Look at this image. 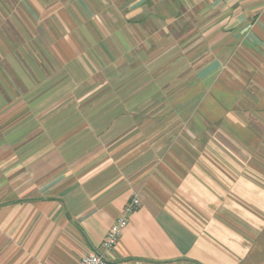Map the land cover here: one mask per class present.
<instances>
[{"label": "crops", "instance_id": "obj_1", "mask_svg": "<svg viewBox=\"0 0 264 264\" xmlns=\"http://www.w3.org/2000/svg\"><path fill=\"white\" fill-rule=\"evenodd\" d=\"M134 196L110 264H264V0H0V264Z\"/></svg>", "mask_w": 264, "mask_h": 264}, {"label": "built area", "instance_id": "obj_2", "mask_svg": "<svg viewBox=\"0 0 264 264\" xmlns=\"http://www.w3.org/2000/svg\"><path fill=\"white\" fill-rule=\"evenodd\" d=\"M141 205L138 196H134L125 207L123 214L112 225L106 239L102 243V251L91 252L81 258L80 264H110L108 253L118 244L123 231L129 223V214Z\"/></svg>", "mask_w": 264, "mask_h": 264}, {"label": "rangeland", "instance_id": "obj_3", "mask_svg": "<svg viewBox=\"0 0 264 264\" xmlns=\"http://www.w3.org/2000/svg\"><path fill=\"white\" fill-rule=\"evenodd\" d=\"M26 31H27L28 36L31 37L30 30L27 29Z\"/></svg>", "mask_w": 264, "mask_h": 264}]
</instances>
